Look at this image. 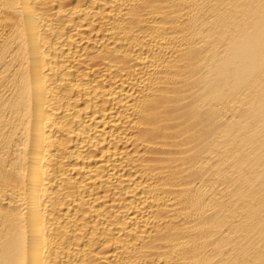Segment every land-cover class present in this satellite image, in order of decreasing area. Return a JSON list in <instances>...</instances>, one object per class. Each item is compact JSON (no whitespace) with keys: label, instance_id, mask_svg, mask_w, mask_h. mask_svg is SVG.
<instances>
[{"label":"bare ground","instance_id":"obj_1","mask_svg":"<svg viewBox=\"0 0 264 264\" xmlns=\"http://www.w3.org/2000/svg\"><path fill=\"white\" fill-rule=\"evenodd\" d=\"M0 264H264V0H0Z\"/></svg>","mask_w":264,"mask_h":264}]
</instances>
